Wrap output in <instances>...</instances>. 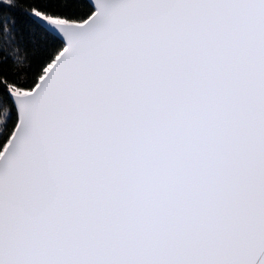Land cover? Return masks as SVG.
I'll return each instance as SVG.
<instances>
[{"label":"snow or ice","instance_id":"1","mask_svg":"<svg viewBox=\"0 0 264 264\" xmlns=\"http://www.w3.org/2000/svg\"><path fill=\"white\" fill-rule=\"evenodd\" d=\"M0 149V264H264V0H0Z\"/></svg>","mask_w":264,"mask_h":264},{"label":"trees","instance_id":"2","mask_svg":"<svg viewBox=\"0 0 264 264\" xmlns=\"http://www.w3.org/2000/svg\"><path fill=\"white\" fill-rule=\"evenodd\" d=\"M31 2V0H25V7H26V4L27 3H30ZM20 11L22 12V11H24V8L22 7L21 9H20ZM0 150H2V149H0Z\"/></svg>","mask_w":264,"mask_h":264},{"label":"water","instance_id":"3","mask_svg":"<svg viewBox=\"0 0 264 264\" xmlns=\"http://www.w3.org/2000/svg\"><path fill=\"white\" fill-rule=\"evenodd\" d=\"M93 2H94V0H93Z\"/></svg>","mask_w":264,"mask_h":264}]
</instances>
